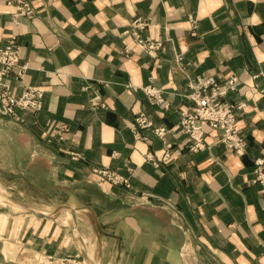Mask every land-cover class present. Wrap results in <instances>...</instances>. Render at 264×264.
<instances>
[{"label": "crops", "instance_id": "obj_1", "mask_svg": "<svg viewBox=\"0 0 264 264\" xmlns=\"http://www.w3.org/2000/svg\"><path fill=\"white\" fill-rule=\"evenodd\" d=\"M31 1L35 16L15 23L0 0V44L14 36L28 66L22 79L12 72V91L44 89L39 111H0V264H264V193L251 181L264 157V79L253 77L264 72V0ZM136 18L163 41L157 56L128 31ZM231 71L243 79L229 99L245 103L247 150H226L209 130L191 151L179 130L188 78ZM141 112L152 126L138 125ZM61 124L69 131L48 142ZM94 167L131 186L97 182Z\"/></svg>", "mask_w": 264, "mask_h": 264}, {"label": "built area", "instance_id": "obj_2", "mask_svg": "<svg viewBox=\"0 0 264 264\" xmlns=\"http://www.w3.org/2000/svg\"><path fill=\"white\" fill-rule=\"evenodd\" d=\"M6 4L12 6L10 10L12 20L18 23L21 18H32L36 10L31 0H6ZM148 22L140 18L132 20L128 31L135 37L137 43L141 46L144 53L150 56H157L163 48V41L151 37H144L140 31L147 26ZM127 51L129 49H126ZM21 46L17 43L16 38L11 36L7 42L0 44V111L12 115L16 120L21 116L18 112L29 110L32 112L39 111L43 106L44 89L40 86L26 85L19 95H15L9 79L12 72L15 71V78H23L27 69V64H20ZM182 55L177 56L181 62ZM262 76L264 72L253 74V77ZM243 82L241 76L231 71L225 76L215 74H199L194 78H188L189 91L184 96L190 101L181 109V120L179 130L187 136L189 149L199 151L207 146L206 136L209 130L217 132V142L224 145L226 150L242 155L246 152L248 142L246 135L239 127V116L243 113L245 103L242 101H232L229 95L238 90ZM152 102H162L159 90L152 85L144 87ZM264 93V88L261 90ZM99 97L93 100L94 104L99 103ZM169 107L170 104H165ZM136 121L140 127L152 126L144 112H141ZM154 132L164 138L168 129L165 126H154ZM69 131L66 124H61L53 131L49 132L46 140L51 142L54 138H63L64 134ZM172 143L165 141V151L163 160H169L171 156L170 149ZM75 158L77 154L73 153ZM147 159L158 164L151 154H147ZM255 169L252 182L259 184L261 192L264 193V157L260 156L255 160ZM129 174L132 168H128ZM97 182L108 181L113 184H122L130 187L129 175H125L118 170L106 167L92 168ZM183 252H186L183 249ZM40 264H87L85 260L75 255L56 257L47 255L39 261Z\"/></svg>", "mask_w": 264, "mask_h": 264}, {"label": "water", "instance_id": "obj_3", "mask_svg": "<svg viewBox=\"0 0 264 264\" xmlns=\"http://www.w3.org/2000/svg\"><path fill=\"white\" fill-rule=\"evenodd\" d=\"M87 262H88V264H92L90 260H89V261H87Z\"/></svg>", "mask_w": 264, "mask_h": 264}, {"label": "bare ground", "instance_id": "obj_4", "mask_svg": "<svg viewBox=\"0 0 264 264\" xmlns=\"http://www.w3.org/2000/svg\"><path fill=\"white\" fill-rule=\"evenodd\" d=\"M88 264V263H87Z\"/></svg>", "mask_w": 264, "mask_h": 264}, {"label": "rangeland", "instance_id": "obj_5", "mask_svg": "<svg viewBox=\"0 0 264 264\" xmlns=\"http://www.w3.org/2000/svg\"><path fill=\"white\" fill-rule=\"evenodd\" d=\"M87 262V261H86Z\"/></svg>", "mask_w": 264, "mask_h": 264}]
</instances>
